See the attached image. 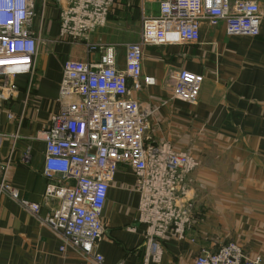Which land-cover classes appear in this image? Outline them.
Segmentation results:
<instances>
[{
	"label": "crops",
	"instance_id": "obj_1",
	"mask_svg": "<svg viewBox=\"0 0 264 264\" xmlns=\"http://www.w3.org/2000/svg\"><path fill=\"white\" fill-rule=\"evenodd\" d=\"M160 1L113 0L104 24L72 37L61 35L68 0H34L31 29L40 44L52 45L39 51L30 92L22 86L1 102L0 156L10 162L8 181L40 209L34 215L0 194V264H193L202 249L215 252L229 242L264 258V0H252L262 14L256 37L229 35L225 24L204 22L197 44L143 50L142 77L155 83L129 96L146 116L150 169H160L166 149L188 151L198 162L179 193L184 206L191 205L183 239L171 233L160 238V260L146 262L149 224L141 219V194L127 163L119 165L101 216L104 234L96 252L103 262L71 246L61 251L62 239L42 221L59 205L45 198L46 145L39 136L59 107L64 62H97L101 52L88 44H114L117 65L125 68V45L140 39L143 12L157 14ZM181 69L205 77L196 104L173 96V75Z\"/></svg>",
	"mask_w": 264,
	"mask_h": 264
},
{
	"label": "built area",
	"instance_id": "obj_2",
	"mask_svg": "<svg viewBox=\"0 0 264 264\" xmlns=\"http://www.w3.org/2000/svg\"><path fill=\"white\" fill-rule=\"evenodd\" d=\"M68 1L61 13V35L72 37L104 24L113 4V0ZM36 13L34 0H0V106L22 86L28 93L33 86L40 48L39 35L31 29ZM141 22L140 39L125 45V68L117 65L114 44H88L89 49L100 50L97 62H64L59 107L39 136L46 145L45 198L59 200L42 221L62 239L61 251L71 246L99 263L103 262L96 252L104 234L101 216L121 163L134 168L140 216L149 224L146 262L160 260V238L171 233L183 239L190 222L191 205L184 206L179 193L198 162L188 151L166 149L160 169L152 171L146 116L138 100L129 96L130 90L155 83L152 77H142L144 48L197 44L204 22L214 28L225 24L229 35L256 37L262 14L252 0H161L158 13L143 12ZM173 79V96L196 104L204 75L181 69ZM2 139L0 132V146ZM9 165L0 156V194L37 215L40 204L22 198L8 181ZM193 264H264V258L248 256L239 243L229 242L215 252L202 249Z\"/></svg>",
	"mask_w": 264,
	"mask_h": 264
},
{
	"label": "rangeland",
	"instance_id": "obj_3",
	"mask_svg": "<svg viewBox=\"0 0 264 264\" xmlns=\"http://www.w3.org/2000/svg\"><path fill=\"white\" fill-rule=\"evenodd\" d=\"M37 18H38V16H37ZM51 45L52 44H40V49H39L40 53L48 50V48H50Z\"/></svg>",
	"mask_w": 264,
	"mask_h": 264
}]
</instances>
